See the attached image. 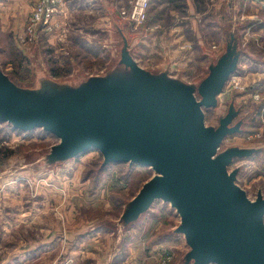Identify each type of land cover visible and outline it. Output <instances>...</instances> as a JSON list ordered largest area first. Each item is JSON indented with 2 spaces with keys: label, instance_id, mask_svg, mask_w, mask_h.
I'll list each match as a JSON object with an SVG mask.
<instances>
[{
  "label": "rangeland",
  "instance_id": "obj_1",
  "mask_svg": "<svg viewBox=\"0 0 264 264\" xmlns=\"http://www.w3.org/2000/svg\"><path fill=\"white\" fill-rule=\"evenodd\" d=\"M249 1L150 0L140 24L131 17L135 0H71L58 10L55 31L42 33L33 44H22L21 38L39 0L27 15L19 14L23 19L16 28L2 10L0 81L35 108L87 121L86 114L69 106H83L99 90L140 81L132 65L153 80L191 90L198 101L213 76L231 72L211 101L215 105L204 109L206 125L217 130L230 119L232 132L217 157L242 153L228 172L255 202L264 198V0ZM70 5L74 9L65 17ZM6 119L0 106V171L28 174L46 189H58L61 207L55 209L57 198L47 196L46 221H58L63 236L70 231L71 199L76 206L72 231L79 236L96 228L110 237L153 236L164 242L147 257L152 264L166 252L172 256L169 264H220L199 258L172 202L157 198L141 212L133 211L144 187L158 176L154 169L115 164L97 150L74 154L44 129L16 128ZM25 165H30L27 170Z\"/></svg>",
  "mask_w": 264,
  "mask_h": 264
},
{
  "label": "water",
  "instance_id": "obj_2",
  "mask_svg": "<svg viewBox=\"0 0 264 264\" xmlns=\"http://www.w3.org/2000/svg\"><path fill=\"white\" fill-rule=\"evenodd\" d=\"M132 67L140 81L99 90L83 106H69L117 127L107 132L87 131L74 122L66 127L60 119L46 118L1 81L0 106L6 120L16 128L44 129L62 139L74 154L97 150L115 164L133 163L154 169L158 176L144 187L133 211L141 212L157 198L172 202L201 260L264 264V198L251 201L236 184L235 174L228 172L234 158L242 153L230 151L217 157L224 139L232 132L228 128L230 119L217 130L206 125L204 109L215 105L211 101H215L231 72L213 76L202 92L204 100L198 101L191 90L153 80ZM24 117L34 122L20 123Z\"/></svg>",
  "mask_w": 264,
  "mask_h": 264
},
{
  "label": "crops",
  "instance_id": "obj_3",
  "mask_svg": "<svg viewBox=\"0 0 264 264\" xmlns=\"http://www.w3.org/2000/svg\"><path fill=\"white\" fill-rule=\"evenodd\" d=\"M33 1L36 0H5L0 2V11L6 12L5 16L9 12L16 28L23 19L18 17L19 14L27 15ZM249 2L254 3L253 0ZM73 6L64 9L65 17L71 15ZM61 16L59 18L63 19ZM28 166L23 169L27 170ZM31 179L28 174L15 177L7 170L0 171V264H152V259L147 257L162 247L164 241L161 238L157 241L153 236H140L136 240L122 235L110 237L107 231L97 230L99 228L79 236L76 230L72 231V214L76 206L72 208L71 199L70 231L63 236L58 221L54 220L53 225L46 221L47 196L57 198L55 209L61 207L62 196L58 189H46V184L41 185L39 178ZM151 225L146 230L150 235L154 229Z\"/></svg>",
  "mask_w": 264,
  "mask_h": 264
},
{
  "label": "built area",
  "instance_id": "obj_4",
  "mask_svg": "<svg viewBox=\"0 0 264 264\" xmlns=\"http://www.w3.org/2000/svg\"><path fill=\"white\" fill-rule=\"evenodd\" d=\"M71 0H39L34 12L28 20V26L25 30V36L21 38L22 44H33L42 33L50 34L55 31V24L58 17V10L64 8ZM150 6V0H135L132 5V20L136 23H142L146 19L147 10ZM54 25V26H53ZM172 256L169 253H163L158 259L157 264H169Z\"/></svg>",
  "mask_w": 264,
  "mask_h": 264
},
{
  "label": "bare ground",
  "instance_id": "obj_5",
  "mask_svg": "<svg viewBox=\"0 0 264 264\" xmlns=\"http://www.w3.org/2000/svg\"><path fill=\"white\" fill-rule=\"evenodd\" d=\"M38 113L46 118H50V119H60L61 122H63V124L66 126V127H71L73 124V122L79 126L82 127V129L84 130H87V131H91V130H98V131H104V132H107V131H110L112 129H115L117 127L115 126H111L109 124H106L104 123L103 121L101 120H97L95 119L94 117H92L91 115H87L88 116V119L87 121H85V123H80L79 121L76 120V118H73V117H69V116H66V115H61L59 114L58 112H51V111H38ZM79 120V119H78ZM26 123V122H30V123H33L34 121H30L29 119H21L20 120V123ZM71 125V126H70Z\"/></svg>",
  "mask_w": 264,
  "mask_h": 264
},
{
  "label": "trees",
  "instance_id": "obj_6",
  "mask_svg": "<svg viewBox=\"0 0 264 264\" xmlns=\"http://www.w3.org/2000/svg\"><path fill=\"white\" fill-rule=\"evenodd\" d=\"M263 86V85H262ZM263 88V87H262Z\"/></svg>",
  "mask_w": 264,
  "mask_h": 264
}]
</instances>
